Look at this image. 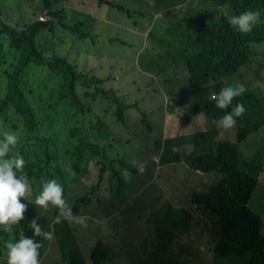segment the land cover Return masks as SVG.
<instances>
[{
    "label": "rangeland",
    "instance_id": "374dc122",
    "mask_svg": "<svg viewBox=\"0 0 264 264\" xmlns=\"http://www.w3.org/2000/svg\"><path fill=\"white\" fill-rule=\"evenodd\" d=\"M104 1L114 5L105 4ZM111 1H119L121 4ZM201 1L0 0V24L4 23L16 29H22L34 21L32 18L28 20L26 15L33 17V13H36L42 4H52V9L61 13L62 24L67 27L51 18L49 25L39 32L37 44L45 56L66 59L77 65L78 69H90L96 77L103 80L115 78L111 82L106 81L104 88L113 89L122 100L129 101L125 98L130 87H137V84L142 85L147 81L142 89L143 93L140 90L138 92L141 98L138 107L127 110L122 121L117 120L115 111L111 113L108 109L112 105L109 106V103L104 101L102 105L107 107L105 110L102 106L92 109L91 113L93 117L102 114L106 127H91L90 124L84 125L81 122L83 117L72 118L73 124L82 131L79 134L80 139H88L87 136L94 135L100 147L105 150L104 161L98 157L91 167H88V178L79 180L85 172L80 173L77 161L67 155L69 148L65 145H70L72 139L64 130L62 137L65 145L59 141L48 144L38 142L35 146L43 157L56 147L57 163L51 168V173L64 174L67 182L64 198L71 206L79 199V195L93 184L100 187L99 194L104 198L102 206L94 204L88 209L85 208L80 216L79 213L72 212L70 219L61 218L66 224L59 235L55 233V222L52 224L54 227L49 228L47 225L52 211L36 205L41 210V223L52 233L46 250L40 254V264H66L60 249L64 248L62 242L69 239H73L74 248L79 250L80 245L85 264H92L90 252L99 240H112L115 252L111 256L113 260L120 256L127 260V246L130 243L131 247L137 249L132 251V255L145 254L149 261L155 264H230L226 259H217L212 252L211 230H203L204 235L199 236L201 242L193 240L195 246H185L194 250L188 257L182 258L173 251L178 247V237L183 231L182 213L185 212L188 218L189 215L192 217L189 218L193 222L189 225L190 230L195 231L197 224V209L192 206L188 191L194 189L205 193L220 178L216 173L196 174L191 161L201 150L207 151V147L213 151L206 153L238 159L245 170L244 162L250 163L251 167L258 161L264 162V42L255 45L254 57L252 56L253 59L247 67L235 74L234 78L224 79L226 81L223 87L240 83L246 88L240 103L248 105L249 109L237 118L235 127L227 130L218 128V119H212L209 129L208 123L195 124L185 111V115L178 114L182 112L183 107L173 104L170 95L180 98L190 94L189 101L193 96L203 100L208 94H191L194 90L191 89L187 79L188 73L181 59L180 47H184L188 42L183 37L186 33L189 35L187 24L192 20L190 17L200 19L204 16L206 19H213L216 18L215 14L228 15V10L224 7L215 9L205 0L202 5L208 7L204 11H198L197 14L188 11L194 4L195 9H198ZM73 2L79 3V12L67 6ZM177 5L180 6L174 8ZM29 7L32 8L31 12H28ZM136 23L140 31H143V28L147 31H137ZM259 23L260 21L253 28ZM74 25L79 26V32L72 28ZM192 28L193 32L190 34L194 35L199 26ZM80 33L87 35L81 36ZM119 66L123 67V72H118ZM45 69L52 73L48 68L31 65L28 68V79L37 91L43 94L46 108L58 100L50 99L47 94L59 88L60 79L56 75L50 77ZM162 72L164 75L170 74L173 79L169 84L172 93L167 89L157 88L147 94L150 87H153L152 79L162 83L167 78ZM223 87L221 83L220 90ZM220 90L217 86L216 92L219 93ZM57 95L59 98L58 93ZM89 104L93 105L92 102ZM188 105L190 110L191 104ZM62 106L63 102L58 101L56 110L61 111ZM189 118L192 121H188ZM65 120L66 116L62 114L58 124L65 127ZM160 139L163 142L161 152L158 150L159 144L156 150L154 148L155 140ZM111 161H115L112 167ZM134 161L137 164L143 163V173L134 166ZM103 162L108 169L102 176L100 173L103 172ZM68 166H71L75 176L66 171ZM128 167L136 169L137 173H133ZM123 170L131 174L130 178L125 179ZM88 179L91 184H85ZM119 179L125 182L123 187ZM24 180L29 185L27 199L35 205L34 200L39 194L38 188L41 184L37 169L35 172L30 170ZM105 189L108 190L107 195L101 192ZM249 206L261 218L260 232L264 236V174ZM211 227L213 230L215 225L212 224ZM0 230L3 236H0V264H7L6 245L10 241L13 242L12 229L3 225ZM169 242H172V250L168 247L163 249ZM141 248L144 249L143 252L140 251Z\"/></svg>",
    "mask_w": 264,
    "mask_h": 264
},
{
    "label": "trees",
    "instance_id": "16d2710c",
    "mask_svg": "<svg viewBox=\"0 0 264 264\" xmlns=\"http://www.w3.org/2000/svg\"><path fill=\"white\" fill-rule=\"evenodd\" d=\"M205 1L218 10L224 7L228 10V15L215 14L216 18L213 19H206L204 16L200 19H195L194 16L190 17L192 20L187 24L189 35L186 33L183 37L188 42L184 47H180V52L181 59L184 61V69L188 73L187 79L193 87H191L192 91L194 90L191 94L197 95L201 92L208 94L203 100L193 96L188 101L190 94L187 97L180 98L170 95L169 98L173 104L183 107L182 112L178 114L185 115V111L188 116L192 117L195 124L201 125L203 123L206 125L208 123L207 127L210 129L209 122L212 119H219L226 112H230L243 99L242 95L236 97L228 108L219 109L215 106V101L209 100L208 97L211 92H216L217 86L220 90L221 83L223 87L226 81L225 78H234L235 74L247 67L254 57L253 48L255 45L264 42V0ZM202 4L203 0L198 9H195V4L190 9L195 10V14H197L198 11H204L208 7V5ZM45 7L52 10V4L46 3ZM248 10L260 12V23L251 32L241 33L228 23L227 18ZM48 14L52 19L59 15L49 11ZM50 22L37 21L22 29L12 28L4 23L0 24V139H2L5 131H13L19 136L17 145L10 152V155H22L26 161L23 171L17 173L18 176L24 179L30 170L33 169V172H35L37 169L40 181L42 177L56 179L65 190L67 182L64 174L51 173V168L57 163L56 147H53L52 152L46 153L43 157L35 148L37 143L48 144V142L61 141L65 145L62 136L64 131L67 132L72 139L70 145H65L69 148L67 155L77 161L80 173L85 172L79 180L88 178V167H91L98 157L104 161L105 150L100 147L94 135L92 136L94 138L87 136L88 139H80L79 134L82 131L73 124L72 118L83 117L81 122L84 125L90 124L91 127L95 125L106 127L102 114L93 117L91 113L92 109H99L102 106L105 110L107 107L102 105V101H104L105 103L108 102L109 106L112 105L108 109L111 113L115 111L117 120L122 121L127 110L138 107L137 105L141 101L138 92L139 90L142 92L147 81H144L142 85L137 84V87H130L126 91L125 100L129 99L126 102L113 89L107 90L104 88L106 81L111 82L115 78L111 77L103 80L96 77L90 69H78L77 65L68 62L66 59L58 56H45L41 47L37 44V36ZM60 23L63 22L60 21ZM196 25L199 28H196L194 35H191L190 32H193L192 26L195 27ZM73 29L77 32L80 30L79 26ZM80 35L86 36L87 34L80 33ZM31 65L48 68L52 73L45 70L50 77L56 75L60 79V82H58L59 88L53 89L52 92L47 94L50 99L58 100L46 108L43 94L38 92L32 81L28 79V68ZM117 70L123 72V67L119 66ZM162 75H164V72H162ZM172 75L174 76L175 73ZM164 76L167 77L162 82L164 87H162V83H159V80L152 79L153 87H150L147 94L157 88L167 89L168 92L172 93L169 84L173 82V79L170 74ZM58 101L63 102L61 111L56 110ZM89 102H92L93 105H90ZM188 103L191 104L190 110ZM244 106L245 109H249L248 105ZM172 107L175 108L174 105ZM47 109L52 111L49 112ZM62 114L66 116L65 127L58 124ZM193 115L195 116L193 117ZM187 120L189 121L191 118ZM161 143H163L161 139L155 140V150L159 144L158 150L162 151ZM205 149L213 151V149L208 150L207 147ZM207 151L201 150V153L192 159V168L196 171V174L216 173L220 178L205 193L194 191V189L190 190L188 198H190L194 209H197L195 212L197 224L195 231L190 230L189 225L193 224L190 220L192 217L189 215V219L185 212L182 213L183 231L178 237V247L173 253L182 258L188 257L194 250L192 247L186 248L185 246L187 244L195 246L193 240H197L198 243L201 242L199 236L204 235L203 230H211L212 252L217 259H226L230 264H264V236L260 232L261 218L249 206L252 198L255 197L261 176L264 174V162L258 161L253 164V167L250 163L244 162L245 170L242 168L240 160L224 155L206 153ZM114 162H110L111 167ZM103 166V172L100 173L102 176L105 175L104 171L108 169L104 162ZM128 168L133 173H137L136 169ZM119 181L121 187H123L122 185L125 182L121 179ZM88 182L89 179L86 180L85 184H91ZM111 189L110 186V192ZM41 190L42 185L40 184L38 192ZM99 190L100 187L95 184L89 186L79 195V199L72 204V212L79 213L80 216L85 208L88 209L94 204L102 206L104 198L99 194ZM101 192L107 195L108 190L105 189ZM21 202L27 205L25 219L17 225H8L12 229L13 242L19 239L22 229L26 236L42 243L40 254L41 252L43 254L47 248L48 240L34 237L33 230L28 226L31 219L37 218V222L43 230L48 231L40 221L41 210L27 199V194L21 199ZM48 209L52 212L47 225L49 228L54 227L52 224L55 222V233L59 235L61 230H64L66 222L61 219L57 223L58 209L52 206H49ZM212 224L215 225L213 230ZM61 226L63 229H61ZM0 236L3 237L1 230ZM72 243L73 239L62 242L64 248L60 249V252L64 255L66 264H85L80 245L78 250L72 246ZM128 245L127 260H123L121 256L117 260H113L111 256L115 252L112 240L106 242L99 240L92 246L90 261L92 264H155L150 262L145 254L140 255L137 253L140 258L132 255V251H137V249L131 247L130 243ZM167 247L172 250L170 248L172 242H169L163 249ZM140 251L143 252L144 249L141 248Z\"/></svg>",
    "mask_w": 264,
    "mask_h": 264
},
{
    "label": "clouds",
    "instance_id": "9594fccd",
    "mask_svg": "<svg viewBox=\"0 0 264 264\" xmlns=\"http://www.w3.org/2000/svg\"><path fill=\"white\" fill-rule=\"evenodd\" d=\"M260 12L248 10L239 15H233L227 18L228 23L241 33H249L253 27L260 21ZM246 88L243 84L237 83L223 87L219 93L211 92L208 99L215 101V106L219 109H226L232 104L234 98L243 95ZM244 104L237 103L230 112H226L217 121V127L221 129H231L235 127L237 118L245 113ZM19 136L13 131L3 132L0 139V226L17 225L25 219L27 205L21 202V199L29 192V185L26 181L17 175L22 172L26 161L22 155H10L11 149L17 145ZM134 166L138 167V171L143 173L145 166L143 163ZM71 175L75 176V172L71 166L66 168ZM125 179L130 178L127 170L122 171ZM42 190L36 195L34 203L44 209L52 206L58 209L56 222L59 223L61 218L70 219L73 215L72 207L64 198L63 186L56 179L41 178ZM29 228L33 230L34 237H41L44 240L51 239L52 233L44 231L42 226L38 224L37 218L31 219ZM42 243L32 237L25 235L21 229L19 239L15 242H8L7 248V264H40V249Z\"/></svg>",
    "mask_w": 264,
    "mask_h": 264
},
{
    "label": "crops",
    "instance_id": "0c3cea01",
    "mask_svg": "<svg viewBox=\"0 0 264 264\" xmlns=\"http://www.w3.org/2000/svg\"><path fill=\"white\" fill-rule=\"evenodd\" d=\"M108 1V0H107ZM111 2H113V3H115V4H121V2H119V1H111ZM106 4V3H105ZM44 6H45V4H44ZM43 6V4L41 5V8L36 12V13H33V17H30V16H28V15H26V17L28 18V20H30L31 18H32V23H34V22H37V21H39L38 19H39V17L42 15V13L44 12V11H49V12H54V13H57V14H59L56 18H55V21L56 22H58V23H60V21H62V19H60V17H61V13L60 12H56V11H54L53 9L52 10H49V9H46V7H44ZM69 8H72V9H74V10H76V11H78L79 12V3L78 2H73V3H69L68 5H67ZM180 5H177V6H175L174 8H178ZM32 11V8H28V12H31ZM47 11V12H48ZM188 11L189 12H192V14H194V12H195V10H191L190 8L188 9ZM120 13H122L121 11H120ZM191 14V15H192ZM50 16V15H49ZM189 17H190V15H189ZM52 18V17H51ZM51 18H50V20H51ZM40 22V21H39ZM49 22V21H48ZM63 27H65L62 23H60ZM76 26L77 25H74L72 28H76ZM75 30V29H74ZM136 30L137 31H139V32H141V33H145L146 31H147V29L146 28H143V31H140L139 30V25L136 23ZM82 69V68H81ZM189 194H190V190L188 191V197H189ZM129 246V245H128ZM127 246V247H128Z\"/></svg>",
    "mask_w": 264,
    "mask_h": 264
},
{
    "label": "built area",
    "instance_id": "2783aa9c",
    "mask_svg": "<svg viewBox=\"0 0 264 264\" xmlns=\"http://www.w3.org/2000/svg\"><path fill=\"white\" fill-rule=\"evenodd\" d=\"M50 18H51V16H49L48 12H43L38 20L40 22H48V21H50Z\"/></svg>",
    "mask_w": 264,
    "mask_h": 264
}]
</instances>
